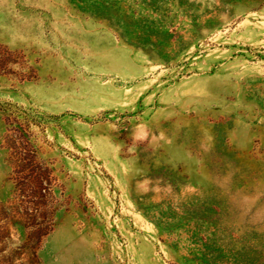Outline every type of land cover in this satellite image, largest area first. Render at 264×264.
<instances>
[{
    "label": "rangeland",
    "instance_id": "rangeland-1",
    "mask_svg": "<svg viewBox=\"0 0 264 264\" xmlns=\"http://www.w3.org/2000/svg\"><path fill=\"white\" fill-rule=\"evenodd\" d=\"M0 264H264V0H0Z\"/></svg>",
    "mask_w": 264,
    "mask_h": 264
}]
</instances>
